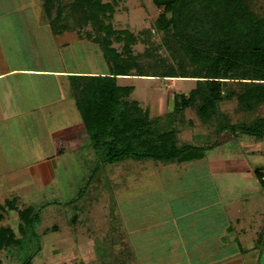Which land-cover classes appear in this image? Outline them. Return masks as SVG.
<instances>
[{"label":"rangeland","instance_id":"obj_1","mask_svg":"<svg viewBox=\"0 0 264 264\" xmlns=\"http://www.w3.org/2000/svg\"><path fill=\"white\" fill-rule=\"evenodd\" d=\"M244 1L256 18H264V0ZM54 2L66 9L64 21L69 20L73 30L55 34L44 18L40 0L39 7L35 11L33 9L30 15H38L41 21L29 25L32 30L29 36L26 33L29 46L25 49L31 53L29 58H32V64L36 63L38 57L42 68L54 71L49 72L47 78L33 77L29 83L34 91L43 87V99L47 98L48 104H43L42 112L49 119L45 124L42 121V126L41 121L35 119V114L27 116L31 119L11 120L9 129L13 128L12 135L0 136V205L7 200L15 201V209L5 207L3 212L0 211V227L10 228L17 239H23L25 236L19 232L21 222L17 210L26 206L37 209L40 221L31 237L26 235L22 251L0 252V264H21L27 259L29 264H138L140 258H148V262L144 260L143 264H150L151 256H157L163 250L161 244H166L158 239L153 240V228L160 224L171 225V219H168L171 214L164 198L169 195L165 191L162 195L166 180L173 178L175 182L184 183L186 176L193 175L194 178L197 173V177L201 174L206 177L209 173L213 178L211 180L217 183L222 176L234 178L225 172L222 173L226 175L219 174L220 171H230L243 166V163L247 162L252 171L264 167V139L257 140L238 133L237 136H229L225 143H219L221 137L216 136L215 122L202 124L194 109L172 117L175 94L186 95L195 87V80L162 77L168 69L176 68V61L171 56L175 48L167 49L164 46L165 33L156 31L154 24L160 10L151 0H102L112 6V12L100 16L98 20L105 26L110 25L113 31L128 32L134 37L128 55L124 52L125 36H120L121 40L116 41L114 36L107 38L104 32H100L97 21L89 17L86 0ZM17 38L25 39L24 36ZM16 47L23 51L18 41ZM103 48H112L119 53L122 58L118 62L120 65L138 66V69L132 68L128 76L117 79L119 86L134 89L127 100L136 101L149 118H159L164 122L172 119V125L177 128L179 144L212 146L206 153V162L178 165L157 164L152 160H126L112 165L99 164L93 151L87 148L86 138H80L82 123L74 99L69 95L68 81L61 77L64 74L56 72L112 74L116 62L104 54ZM25 90L28 97L36 99L28 85ZM41 97L38 96V100ZM219 112L233 125H248L254 119L264 117V104L253 113H244L233 98L221 102ZM27 121L32 129L27 126ZM62 134L66 135L67 142L53 144L54 139ZM61 147H64L63 152L57 153L56 150ZM255 147L261 150L254 152ZM47 156L52 157L47 168H44L47 176L29 177L31 164L46 162ZM214 161L220 163L207 166V162L211 164ZM127 185L130 190L139 188L143 191L138 206L131 202L128 204V199L120 197ZM172 189L175 190L170 187L168 194ZM197 198L195 195L188 197L191 204H187L190 206H187L185 213L190 216L176 220L177 227L189 224L196 230L201 229ZM123 203L128 207L122 208ZM222 224L223 221L220 226ZM207 225L216 228L219 223L210 219L206 226L202 224L197 241L200 235H204ZM120 236L127 238L125 243L129 246L134 245L127 255L122 252ZM209 237V234L206 238L204 235L201 244L197 245L195 241H186V252L195 253ZM211 254L217 256L216 250L210 249Z\"/></svg>","mask_w":264,"mask_h":264},{"label":"trees","instance_id":"obj_2","mask_svg":"<svg viewBox=\"0 0 264 264\" xmlns=\"http://www.w3.org/2000/svg\"><path fill=\"white\" fill-rule=\"evenodd\" d=\"M54 1L41 0L51 30L55 34L73 30L70 21H64L66 9ZM151 1L160 10L154 24L156 31L165 33L167 49L175 48L171 56L176 68L168 69L162 77L195 80V87L186 95L175 94L172 117L194 109L202 124L215 122L216 136L221 137L219 143L238 133L264 139V117L248 125H233L219 112V104L233 98L244 113H253L264 104V18H256L244 0ZM86 2L89 17L97 21L100 32L107 38L114 36L116 41L125 36L124 52L128 55L134 37L128 32L113 31L110 25L98 20L111 13L112 6L102 0ZM103 50L116 62L112 74L66 76L69 95L82 123L80 138H86L87 148L99 164L152 160L157 164L184 165L203 160L212 146L179 144L172 119L164 122L149 118L136 101L129 102L133 87L119 86L117 79L128 76L138 66L120 65L119 53L112 48ZM253 174L264 188V167L255 168ZM14 203V199L7 200L0 205V211L5 207L15 209ZM17 216L20 234L31 237L40 221L37 209L23 207L17 210ZM25 237L17 239L10 228L0 227V252L22 251ZM29 262L27 259L21 264Z\"/></svg>","mask_w":264,"mask_h":264},{"label":"crops","instance_id":"obj_3","mask_svg":"<svg viewBox=\"0 0 264 264\" xmlns=\"http://www.w3.org/2000/svg\"><path fill=\"white\" fill-rule=\"evenodd\" d=\"M39 4L40 0H0V136L12 135L11 130L13 128L9 129V123L18 118L25 120L29 118L27 116L35 114V119L41 121L40 126H42V121L45 124V121L47 122L49 119L48 115L42 112L43 104H48L47 98L43 99L45 94L43 87L35 88L36 91H34L33 85L29 86V83L33 81V77L47 78L48 73L54 71L42 68L38 57H36V63L32 64V58H29L31 53L25 50L29 46L27 34L29 36L32 30V26L30 28L29 25L41 21V17L38 15H30L33 9L35 11L39 7ZM22 36L25 39L18 40L17 37ZM16 41H18L19 48L23 51L18 50ZM36 55L39 56L38 51H36ZM56 73L64 74L61 77L66 80V76L69 75L97 74L91 71H58ZM25 83L32 89L30 93H34L36 99H32L33 96L31 98L26 95ZM38 96H42L40 100H38ZM27 126L33 128L31 124H28V121ZM76 135H79L78 131H76ZM65 136L64 134L61 137L58 136L59 138H55L53 144L60 145L64 141L67 142ZM63 150L64 147H61L56 152L60 153ZM259 150H261L260 147H255L254 152ZM248 151L252 150L248 149ZM47 157L46 162L41 161L39 164L40 161H38V163L31 164L29 177L47 176L44 168H47V164L50 162L49 159L52 158ZM205 160L204 158L199 162ZM218 163L220 162L214 161L211 164L207 162V166L218 165ZM246 164L247 162L243 163V166L230 171H220L219 174L226 173L229 176H234V178H229V180L228 177L222 176L217 183L211 180L213 178L209 176L208 172L206 177L202 174L197 177V173L194 178L193 175L186 176L184 177V183L175 182L173 178L166 180L165 186H162L163 193L159 192L163 195L165 191L169 195L168 198L164 197L166 194L163 197L169 207L171 216L168 219H171V225L160 224L153 228V232H155V236H152L153 240L158 239L166 244H161L163 250L157 256H151L150 260L152 262L150 264H264V188L255 178L252 169ZM37 168L39 171H37ZM232 182L234 185H232ZM170 187L175 188V190L172 189L171 193L168 194ZM142 192L139 188L130 190L127 185L126 188L124 187V192L120 193V197L128 199V204L131 202L138 206V200L142 197ZM192 195L198 196L196 202L201 213V229L199 230H196L195 227H189V224L183 227L175 225L176 220L190 216V214L185 213V209L190 206L187 205L188 203L191 204L188 197ZM123 204L122 208L128 207V204ZM146 204L149 206V203ZM178 207L181 208L178 209ZM195 208L196 206H194V213H196ZM127 217L129 216L127 215ZM210 219L219 223V225L216 228H210L207 225L209 229L207 227L204 229L205 238L207 234L210 236L206 239V243L200 245V247L197 246V251L193 254L188 250L186 252V241L191 242L192 240L195 241L196 245L201 244V238L204 235H200V240L197 241L198 233L202 232V224L206 226L207 221L209 222ZM221 221H223V224L220 226ZM165 227H168V229H165ZM120 237L122 252L127 255L130 253L129 249L134 248V245L129 246L128 243H125L127 238ZM184 238H186L185 241ZM101 241L104 242L105 239L102 238ZM168 241L170 242L167 243ZM210 249L212 251L215 249L217 256L209 255ZM140 257L142 256L140 255ZM140 259L138 264H143L144 260L148 262V258Z\"/></svg>","mask_w":264,"mask_h":264}]
</instances>
